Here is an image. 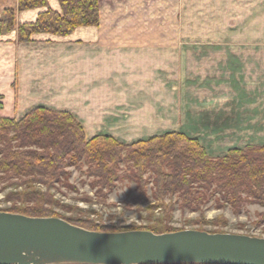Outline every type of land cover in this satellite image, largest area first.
<instances>
[{"label": "rangeland", "instance_id": "obj_1", "mask_svg": "<svg viewBox=\"0 0 264 264\" xmlns=\"http://www.w3.org/2000/svg\"><path fill=\"white\" fill-rule=\"evenodd\" d=\"M101 1L99 26L79 27L63 37L38 34L31 42L18 41L17 30L0 35V59L9 55L11 68L5 77L6 64L0 67L1 114L20 119L35 106L69 109L89 133L108 132L126 141L187 128L218 153L264 141H258L264 133L259 124L264 123V94L251 92L254 87L242 79H254L255 72L231 74L226 63L228 54L264 55V0ZM5 7L17 10V0L2 1L0 17ZM23 12H17L19 23ZM91 55L100 56L103 65ZM122 60L130 68H119ZM243 93L261 104H241ZM86 168L70 167L68 182L50 190L55 202L48 206L65 218L114 229L160 222L176 229L264 237V207L253 201L238 213L228 204L218 207L217 194L201 211L177 203L169 217L159 208L147 209L155 203L152 182L149 201L140 206L134 200L140 189L128 180L117 182L101 201ZM2 186L0 210L26 205L8 200L13 187ZM215 219L220 222L213 224Z\"/></svg>", "mask_w": 264, "mask_h": 264}, {"label": "trees", "instance_id": "obj_2", "mask_svg": "<svg viewBox=\"0 0 264 264\" xmlns=\"http://www.w3.org/2000/svg\"><path fill=\"white\" fill-rule=\"evenodd\" d=\"M58 2L59 9L55 10L48 0H17V10L2 9L0 35L17 30L18 41L31 42L38 34L63 37L79 27L100 25L101 0ZM34 9L43 10L33 22L17 21V12ZM73 166L81 170L87 167L84 172L94 179L92 185L97 187L101 201L117 182L128 180L140 189L134 199L140 206L149 201L148 184L152 182L151 198L155 203L147 209L154 213L159 208L169 217L177 203L181 209L201 211L217 194L218 207L228 204L238 213L251 201L264 207V144L231 148L225 155L213 157L197 138L181 131L124 143L106 134L88 137L82 123L66 110L35 106L20 119L0 113V185L3 189L13 187L7 193L8 200L26 204L5 211L62 217L104 232L146 229L163 233L184 229L160 222L148 227L114 229L65 218L48 206L55 202L50 190L58 183L68 182L69 168ZM39 184L46 190L38 189ZM173 198L177 201L172 202ZM212 222L217 224L220 219Z\"/></svg>", "mask_w": 264, "mask_h": 264}, {"label": "water", "instance_id": "obj_3", "mask_svg": "<svg viewBox=\"0 0 264 264\" xmlns=\"http://www.w3.org/2000/svg\"><path fill=\"white\" fill-rule=\"evenodd\" d=\"M264 264V237L182 229L97 231L0 210V264Z\"/></svg>", "mask_w": 264, "mask_h": 264}, {"label": "crops", "instance_id": "obj_4", "mask_svg": "<svg viewBox=\"0 0 264 264\" xmlns=\"http://www.w3.org/2000/svg\"><path fill=\"white\" fill-rule=\"evenodd\" d=\"M48 1H49V6L50 7H52V8H58L59 9V2H58V0H48ZM42 10L43 9H34V10H31V11H28V12L27 11L26 12H23L21 14L22 15L21 16V20H23L24 22H33L37 18L38 13L41 12ZM7 48L8 47H6V49ZM141 54L142 53H140V56H141ZM136 55H139V54H136ZM227 56H228L227 59H226L227 68L230 70L228 72L229 73H231V72L232 73H240V72L241 73H244V72H247V70L254 71L255 72V77H253L254 79H249V78H246L244 76L242 77V79L244 81H247L246 82V86H248L250 84L252 88L254 87V89L251 88L252 89L251 92L257 93V94H264V89H263L264 88V55L263 54H259V55H249V54H245V55H241V56L239 55L238 56V55H232V54L229 55L228 54ZM10 57H13L11 59L14 60V61L17 60V57H15V56H11L10 55ZM94 57H93V55H91L90 58H94ZM101 59H104V57L102 56ZM94 60H97V62L99 63V65H103L102 63H100V56L97 55ZM239 62H240V64H238ZM3 63L6 64V67H5L6 68V71L5 72L3 71L1 73V75H3V76L5 75V77H6V75H8L9 70L11 69L10 68V65H9L10 64L9 55L2 56V58L0 59V67H1V64H3ZM110 63H113V62L110 61ZM251 63H253V64H251ZM13 64H15V63H13ZM124 66H127L128 68H130L128 62L122 60V63H120V65L118 67L121 68V67H124ZM12 67L14 69V65H12ZM17 68L20 69V65L18 66V62H17ZM100 68H103V67H100ZM100 68H97V70H100ZM132 68L131 69H127V70L129 72H132V71H135L136 72V70L135 69H132ZM15 69H16V66H15ZM94 70H96V67H94ZM114 72L115 71H113V73ZM233 76H236V75H233ZM8 77H9V75H8ZM233 78L234 77H231L232 82L234 80H238L237 83L239 85V82H240L239 79H236V78L233 79ZM237 83H235L234 86H236ZM240 83H241L242 86H245L244 85L245 83L243 81H241ZM238 100H240V103L241 104H247L248 103V104L251 105V104H254L253 103L254 102L253 100H255V103L258 102V104H261V101L259 99H250L248 97V94H246V93H243V96H240L238 98ZM51 109H52V107H51ZM65 110L70 111L69 109H65ZM70 112H72V111H70ZM72 114L75 115V117L79 121H81V123H82V125H83V127L85 129V132H86V134H87L88 137H92V136L99 135V134H106V135L114 136L116 139H118L121 142H124V143H132V142H136V141H139V140H145V139H148V138H150L152 136L159 135V134H163V133L170 132V131H181V132H184V133H186L187 135H189V136H191L193 138H197L203 144V146L206 148V150L209 153V155H211L213 157L223 156L231 148H243L246 145H251V144H256V145L264 144V141H262V142H248L244 146L234 145L232 147L227 148L226 151H224L222 153H218L214 149L211 150V151H209L208 146L203 143L201 136L198 133H194L190 129H187V128H185V129L183 128V129L167 130V131H164V132L153 133L150 136L139 137V138H136V139H132V140L126 141V140H123V139L119 138L118 136H116L114 134H111V133H108V132H100V131L99 132H94V131H92V133H89L86 130L82 119L79 118V116L76 113H72ZM4 116H8V115H4ZM259 124L262 125V127L264 126V123H259ZM191 127H193V126H191ZM258 137H259L258 138V141L264 140V133L261 134V137L260 136H258ZM248 140L250 141V138H248Z\"/></svg>", "mask_w": 264, "mask_h": 264}]
</instances>
